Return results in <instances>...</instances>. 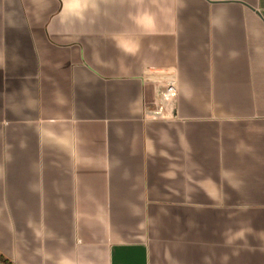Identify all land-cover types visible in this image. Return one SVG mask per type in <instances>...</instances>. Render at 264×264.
I'll return each mask as SVG.
<instances>
[{
  "label": "crops",
  "instance_id": "crops-1",
  "mask_svg": "<svg viewBox=\"0 0 264 264\" xmlns=\"http://www.w3.org/2000/svg\"><path fill=\"white\" fill-rule=\"evenodd\" d=\"M0 264H264V0H0Z\"/></svg>",
  "mask_w": 264,
  "mask_h": 264
}]
</instances>
